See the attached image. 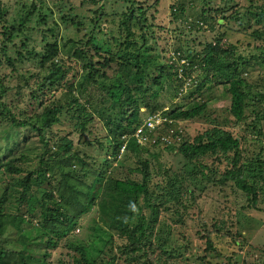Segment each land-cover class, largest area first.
<instances>
[{
    "label": "trees",
    "instance_id": "trees-1",
    "mask_svg": "<svg viewBox=\"0 0 264 264\" xmlns=\"http://www.w3.org/2000/svg\"><path fill=\"white\" fill-rule=\"evenodd\" d=\"M125 1L131 5L127 7V11L122 13L119 23L123 37H116L113 34L111 37L113 41L119 43V48L130 50L131 61H129V56L124 61L118 50L113 52L96 45L93 47L96 49L94 52L98 55V59L87 56L83 51L76 49L75 54L82 62V68L85 71L81 72L77 82L69 83L67 71L60 65L61 62L56 60L61 48L65 47L67 42L59 43L56 38L58 22L55 12L61 15V19L65 23L73 21V18L64 12L65 4L62 0H52L53 6L46 8L43 7V4H38L37 18L38 22L43 25L38 30L41 31L43 50L37 51L32 45L31 48H27L29 37L27 38V35L23 34L21 50L14 51L18 55V61L31 59L33 65L38 66L41 71L39 74L36 72V75L44 72L42 80L45 81V84H39L38 92L44 87L52 91L66 87V90L64 98L63 96L50 95V98L53 99L52 103L44 105L41 111L31 115L27 120H18L11 112H8L7 126H0V264H49L51 247L57 246L58 241L68 235L69 231L77 225V219L89 211L91 204L95 202H98V205H104L101 207V211L106 216L101 218V221L109 228L119 232L120 237L130 238V244L125 245L122 249L123 253L135 254L140 250L141 246L138 244L142 242L145 228L148 226V219L144 215H139L138 205L141 196H144L145 202H148L147 200L152 195L149 187L151 182L149 161L148 159H138V166L135 168V174H138L134 177L131 173L124 177H115L111 169L115 161L122 162L127 150L143 152L134 141L135 133L142 123L138 115L140 104L146 102L145 105L153 115L162 108L168 109V106L163 107L159 103L160 93L163 89L170 88L177 91L182 85L179 80H182L183 76L189 75V70L193 69V61L199 63L201 70L199 80L196 81L195 94L201 95L204 90L211 89V85L224 83L231 99L229 106L231 116L236 123L245 120L247 128L250 127L248 129L256 132L257 136L251 137V148H242V144L248 141L246 136H236L230 130L214 126L197 135L192 141L183 140L177 147V151L187 163H193V167H196L189 170L190 178L188 177V180L196 181L199 177L210 182L214 176H220V181L231 182L246 195L250 208L254 209L256 213L262 212L257 208V201L258 194L261 193L259 180H264V157H262L264 147L257 146L255 153L253 146L256 142L259 144L263 142L264 136L260 125L262 122L264 123V103L255 92L250 91V86L246 82L247 75L244 76V73L256 66L264 67V46H258L255 53L243 56L237 54V44L223 43L225 32L215 34L210 41L201 42L203 47L200 50L193 52L189 49L186 50L185 56L181 57L189 59L190 63L183 64L181 73L177 68L174 72H170L164 64L156 63L150 58L147 29L151 24H146L145 9L137 6L135 10L133 0ZM187 1L191 7L195 5V15L198 18L194 25L198 28L202 29V23H206V28L210 30L215 27V24H221V22L224 25L229 21L237 22L241 28H255L250 34L247 33V30H242V32L254 40L264 42V5L255 4L253 0H249L245 10L240 12L236 9L233 10L234 7L223 0L219 3L213 0ZM184 3L186 0H177L176 2L175 10H178L180 15L185 12ZM96 11L98 9L94 12ZM30 13L31 11H28L23 17L20 16L18 22L2 21L1 27L4 29L3 34L7 40L12 41L15 35L24 32L26 22L30 21ZM96 21L98 20L96 19ZM75 24L80 23L75 22ZM138 30L139 32H137ZM85 43L90 45L88 40ZM5 46L3 44L0 48L2 54H6L8 51ZM9 58L10 56L7 55L6 59L10 62ZM98 62L102 67H110L112 63L116 67L113 73L108 75L106 69L100 70L97 66ZM133 68H136L134 72ZM152 69H156L157 73L152 72ZM174 81L177 82L175 87ZM207 84L208 87H206ZM63 85L66 86L62 87ZM93 88L99 89V93L94 97L91 96ZM84 91H87L90 98L84 99L81 105L76 106L80 103ZM5 93V86L0 80V113L4 116H6V104L2 98ZM32 96L35 97V95ZM88 103L97 113L90 114L87 118ZM206 107L207 100L192 99L191 106L188 108L184 109L179 106L167 113L174 120L192 119L200 116ZM246 110H249L251 115L249 121H247L249 116L247 117ZM62 118L67 120L68 125L72 128L69 130L71 134L78 133L81 136L85 135L89 124L94 120L101 122L106 133L101 138L106 141L105 146L96 140L88 141L89 138L86 137L84 140H87L85 141L87 145L96 143L105 155L97 157L86 149L80 154L76 146L72 148V140L65 136L59 140L58 150L55 152L53 156L55 159L51 164L43 159L42 154H39L35 169L26 171L22 163H29L28 155L32 147L29 146L32 139L31 134L35 133L43 147H47L48 141L44 134L50 130L52 125L62 121ZM167 126L169 127L168 123L164 122L155 128L160 131L153 145L157 146L163 142L168 150H172L175 148L173 143H166L162 139V136L167 133ZM145 133L152 136L154 131L148 129ZM151 146L152 144L148 147L151 148ZM144 149L146 148L144 147ZM47 151L46 149L43 153ZM145 152H149V149H146ZM94 155L96 157H93ZM156 156L157 154H155ZM207 157H211L216 163L226 164V168L219 171L213 164L206 165L200 162L201 158ZM97 163L99 166H95ZM74 165L79 166V173L73 169ZM197 167L201 169L198 170ZM205 169L208 172H205ZM25 171L24 176L18 177ZM193 172L194 174L191 175ZM197 172H200V176L195 175ZM4 175L7 177V181L2 180ZM160 176L163 178H161L163 185L157 183V187L163 189L162 191L167 194L165 199L179 202L182 193L191 192L189 188L184 187L182 176L169 179H167L168 175L160 174ZM18 187H21L20 191H18ZM40 193L42 196L38 198L37 194ZM33 196H36L37 199L32 201ZM12 199L24 202L26 205L31 204L27 211L29 217L23 213L18 216L5 211V207L11 203ZM180 205L183 204L180 203ZM136 216H139L138 224L131 228L128 222ZM35 217L36 219H34ZM8 223H11L19 234H23L22 238H18L19 240L16 242L12 241L11 245L6 242L8 238L4 236V229ZM33 229L42 231L46 236L43 243L45 244L44 252L41 255H33L21 249L22 241L25 243L30 240V233ZM97 229L102 230L100 227ZM136 232H139V235H136ZM97 238L101 239L102 243L111 241V239L101 236H97ZM165 242L166 238L160 237L158 246L162 248ZM207 242L208 248L213 249L212 251L215 253L212 242L210 243L209 240ZM68 247L79 252L80 256L75 259L76 264H101V262H97V255L93 253L92 242L75 244L71 241ZM127 247L129 249H126ZM94 249L101 252L104 248L99 246ZM164 252L166 253L167 250ZM115 258L112 256L105 264H113ZM136 259L134 258L133 261Z\"/></svg>",
    "mask_w": 264,
    "mask_h": 264
},
{
    "label": "rangeland",
    "instance_id": "rangeland-1",
    "mask_svg": "<svg viewBox=\"0 0 264 264\" xmlns=\"http://www.w3.org/2000/svg\"><path fill=\"white\" fill-rule=\"evenodd\" d=\"M51 1L0 0V48L3 44L8 48L6 54L0 52V80L6 89L5 96L2 98L6 104V116L0 113V126H7L8 112H11L18 120H27L31 115L41 111L44 105L52 103L53 99L50 98V95L63 96L64 98L66 87L55 91L44 87L40 91L41 93L38 92L39 84H45V81L42 80L44 72L42 71L40 75H36V72L39 74L41 71L38 66H34L31 59L18 61V55L14 52L15 50H21L20 45L23 34H26L27 38L29 37L27 48H31L32 45L37 51L43 50L44 44L41 41V31L38 30V28L43 27L37 18L39 13L38 4H43L44 8L52 7ZM93 1L62 0L65 4L64 12L73 18L71 23L62 21L61 15L55 12L58 22L56 38L59 43L67 42V45L61 48L56 60L61 62L60 65L67 71V78L70 79L69 83L77 82L81 72L85 71L81 66L80 59L75 54L76 49L83 51L87 56L98 59V55L94 52L96 49L93 47L96 45L104 49H110L113 52L118 50L124 61L128 56L130 57L129 61L132 60L130 50L119 48V43L113 41L111 37V34L116 37H123L119 28L122 19L121 13L127 11V6H130L131 3L125 0ZM213 1L216 3L222 2V0ZM176 2L177 0H134L133 2L136 5L135 10L137 6L145 9L146 24H151L150 28L147 29V44L150 48L151 60L164 64L170 72H174L177 68L178 72L181 73L183 64L190 63L189 59L181 57L185 56L186 50L189 49L192 52L200 50L203 47L201 42L204 40L210 41L215 34L225 32L222 39L223 43L237 44L236 52L243 56L255 53L258 46H264L263 41L254 40V38L242 32V30H247V33L250 34L255 28L244 29L237 22L229 21L226 25L221 22V24H215V27L210 30L206 28V23H202V29L198 28L194 25L198 18L195 15V5L193 4L194 7H191L186 0V3H184L185 12L180 15L181 13L175 10ZM223 2H227L228 5L234 7L233 10L236 9L240 12L244 11L249 4V0H223ZM253 2L264 5V0H253ZM96 9L98 11L94 12ZM28 11H31V16L30 21L25 24L24 32L15 35L12 41L7 40L3 34L4 29L1 27L2 21L10 22L13 20L18 22V18L23 17ZM75 22L80 24H75ZM138 39L140 40V38ZM87 40L90 45L85 43ZM7 55L10 56V62L6 59ZM97 66L100 70L106 69L108 75H111L116 67L114 63L110 67H102L100 62L97 63ZM134 69L136 68L132 69L133 72ZM152 72L157 73L156 69H152ZM248 72H245L244 76L247 75L246 82L250 86V91L255 92L257 97L262 100L261 102L264 103V67L256 66L250 68ZM131 74L133 77L132 72ZM200 75V65L193 61V69L189 70V75H185L182 80H179L182 85L177 91L172 90V88L163 89L158 101L163 107L168 106V109L165 112L163 110L157 111L155 114L158 118L155 121V115L147 108L146 102L140 104L138 115L142 123L135 133L134 141L143 152L125 150L126 156L122 162L115 161L113 163L111 170L115 177H124L128 173H131L134 177L138 174H135L138 159H148L149 161L151 175L149 187L152 195L147 200L148 202H145L144 196H141L138 205L139 215H144L148 219V226L145 228L142 242L138 244V246H141L140 250L135 254L132 253L134 255L123 253L122 249L125 245L130 244V238L120 237L119 232L109 228L101 221V218L106 216L101 211V207L104 205H98V202H95L91 204L89 211L77 219V225L69 231L68 235L61 238L57 246L51 247L49 250L51 253L48 259L49 264H76L75 259L80 255L74 248L70 249L68 247L71 241L75 244H86L89 241L92 242L94 248L103 246L104 249L101 252L92 248L94 255H97V262H101V264L108 262L112 256L116 257L113 264L264 263V180H259L261 193L258 194L257 201V208L262 212L256 213L254 209L249 207L246 195L231 182L220 181V176H214L210 182L199 177L196 181L188 180L190 178L189 170L194 168V164L187 163L177 151V147L183 140L192 141L197 135L214 126L230 130L236 136H246L248 141L242 144V148H251L250 139L257 136L256 132L248 129L250 127L247 128L245 120L236 123L231 116L229 112L231 99L224 83L211 85V89L204 90L201 95L195 94L196 81L199 80ZM173 84L175 87L177 82L174 81ZM64 86L66 85L62 87ZM206 87H208V84ZM98 93V89L93 88L91 96L94 97ZM193 93L194 96H192ZM32 95H35V97ZM87 98H90L87 91L82 92L81 101L76 106L81 105L82 101ZM199 98L207 100V107L200 116L192 119L174 120L168 115L173 108L179 106L184 109L188 108V106H191L192 99L198 100ZM88 106L87 118L90 114L95 115L97 113L90 103H88ZM246 115L249 116L247 120L249 121L251 119L249 110H246ZM150 118L152 119L150 120ZM164 122L168 123L169 127L167 126V133L162 136V139L166 143H173L175 148L172 150H168L163 142L157 146L153 145L160 131V129L155 130V128L161 126ZM262 125H260V130L264 136L263 122ZM71 129L68 121L63 118L59 123L52 125L50 130L44 134L48 141L47 147H43L38 140V136L32 133L29 144V146H32L28 155L30 158L28 159L29 163H22L26 171L35 169L39 154H42L43 159L51 164L55 159L53 156L58 150L59 140L65 136L72 140V148L76 146L80 154L86 149L97 155V157L105 155L96 143L92 145L85 144L87 140H96L105 146L106 141L101 138L106 133L101 122L94 120L90 123L84 136L78 133L71 134L69 132ZM148 129H153L154 134L152 136L145 133ZM174 133L175 135H173ZM85 137L89 139L84 140ZM262 141L261 144L259 142L254 144L255 153L257 152V146L262 145L264 147V138ZM150 144H152L151 148L148 147ZM144 147L149 149V152H145ZM46 149L48 151L43 153ZM155 154H157L156 157ZM95 155L93 157H96ZM262 157H264V151ZM200 162L206 165L213 164L219 171L226 168V164L216 163L211 157L201 158ZM98 163L95 166H99ZM72 167L76 172H80L78 165ZM197 169L200 170L201 168L197 167ZM26 171L18 177L24 176ZM205 172H208L207 169H205ZM160 174L168 175L167 179L179 175L184 178L182 179L183 185L185 188H189L191 192L181 194L179 202L183 205L165 199L167 194L162 191L163 189L157 187V183L161 184L163 181ZM195 175L200 176V172ZM2 180L7 181V177L4 175ZM20 190L21 187H18V191ZM182 192L184 191L182 190ZM37 196L40 198L42 195L40 193ZM34 199H37V197L33 196L32 201ZM30 206L31 204L26 205L24 202L12 199L11 203L5 207V211L18 216L23 213L29 217L27 211ZM138 220L139 216H136L128 224L133 228L138 224ZM33 221L35 222V220ZM97 227L102 228V230L99 231ZM38 232L33 229L30 233V240L26 238L25 243L22 241L21 249L23 251L33 255H41L44 252L45 244L43 243L46 236L42 231ZM105 233L108 234L105 235ZM22 235L15 230L11 223H8L4 229V236L8 238L6 242L10 245L12 241L19 240L18 238ZM136 235H139V232H136ZM97 236L109 238L111 241L102 243V240ZM160 237L166 238L162 248L158 246ZM207 240L210 243L212 242L215 253L212 251L213 249L208 248ZM129 247L126 249H129ZM164 250H167V252L165 253ZM135 255L136 257H134ZM134 258L137 259L133 261Z\"/></svg>",
    "mask_w": 264,
    "mask_h": 264
},
{
    "label": "clouds",
    "instance_id": "clouds-1",
    "mask_svg": "<svg viewBox=\"0 0 264 264\" xmlns=\"http://www.w3.org/2000/svg\"><path fill=\"white\" fill-rule=\"evenodd\" d=\"M133 2H134V0H133ZM134 6H136V5H134ZM128 7V6H127ZM121 15H122V13H121ZM81 66H82V62H81ZM99 90V89H98ZM164 109H167V108H162V110L164 111ZM155 116H154V121L158 118V116H157V114H154ZM152 118H150V120H151ZM141 127H144V126H141Z\"/></svg>",
    "mask_w": 264,
    "mask_h": 264
}]
</instances>
